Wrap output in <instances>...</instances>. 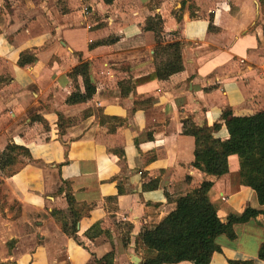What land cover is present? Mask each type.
I'll return each instance as SVG.
<instances>
[{"label": "crops", "instance_id": "0c3cea01", "mask_svg": "<svg viewBox=\"0 0 264 264\" xmlns=\"http://www.w3.org/2000/svg\"><path fill=\"white\" fill-rule=\"evenodd\" d=\"M57 1L0 0L12 6L0 24V155L27 149L20 168H0L23 208L15 218L0 212V264H142V231L204 181L224 223L264 211L241 184L237 155L227 174L209 176L193 167L195 138L183 134L186 118L224 126L225 111H264V0H194V15L187 0H63V12ZM156 15L162 38L147 29ZM175 42L183 71L136 84ZM23 57L34 62L21 66ZM85 80L93 96L68 104ZM217 136L229 137L225 127ZM234 231L216 238L210 264H264V216Z\"/></svg>", "mask_w": 264, "mask_h": 264}, {"label": "trees", "instance_id": "16d2710c", "mask_svg": "<svg viewBox=\"0 0 264 264\" xmlns=\"http://www.w3.org/2000/svg\"><path fill=\"white\" fill-rule=\"evenodd\" d=\"M115 0H103L111 5ZM183 3L181 11L185 8ZM194 0H191L189 10L191 15ZM180 20V18H178ZM147 29L160 35L163 21L159 15L147 21ZM165 52H171V58L161 64L154 73L136 80V84H146L154 80H165L183 71L181 44L171 43L164 47ZM33 60L22 58L21 66L33 63ZM79 72L76 68L73 74ZM86 93H73L67 100L68 104H79L89 100L95 89L85 80ZM232 112L225 111L222 115L225 125L197 126L192 118L183 120V134L195 138V162L193 167L203 173L222 177L229 172L228 158L237 155L240 161L241 184L253 189L261 205H264V111L245 118H231ZM225 127L229 137L223 140L217 134ZM16 151L27 152L19 146H8L0 155V168L5 171L7 163L13 161ZM213 182L204 181L200 187L194 189L176 201V208L154 229H145L140 235L142 246L146 249V256L142 264H210L212 256L220 252L221 248L215 243L220 235H226L234 240L236 233L234 225L247 223L264 216V211L248 209L242 216L232 215L224 223L218 215L217 209L210 200L209 193ZM68 200L73 202L69 195ZM76 221L73 223L75 230ZM64 231L71 234L65 227ZM91 236V233H88ZM109 256V255H108ZM106 258V257H105ZM259 259L264 260V243L260 249Z\"/></svg>", "mask_w": 264, "mask_h": 264}, {"label": "rangeland", "instance_id": "374dc122", "mask_svg": "<svg viewBox=\"0 0 264 264\" xmlns=\"http://www.w3.org/2000/svg\"><path fill=\"white\" fill-rule=\"evenodd\" d=\"M191 3V0H187ZM57 3L59 5H57L58 8H60V12H63V0H58ZM183 6V4H181ZM11 5H5L3 4V6H0V24H5L4 22V17L7 16L8 14L11 15ZM180 8V7H179ZM192 12L195 11L196 6H195V2H194V6L192 7ZM162 33V32H161ZM161 33L160 35L157 36L156 34V38L157 37H161ZM158 40V39H157ZM168 45V44H167ZM166 49L163 47L161 48V54L163 56H165L166 60H163L162 64H164L166 61H168V59L171 58V52L169 53L165 52ZM158 53V52H157ZM182 54V52H181ZM25 152L24 151H16L14 153V157L17 161H20L19 164H15L14 166L11 167H6L5 169V174H11L12 172H14L15 170H17L18 168H20L21 164L23 163L22 159L19 160L20 156H24ZM2 183H0V212L2 213L3 217H7V213L13 214L14 218L16 217L15 215H21L23 213V208L21 207V205L16 201V200H12L13 196L12 194L9 192L8 188L5 187L4 185H1ZM8 211V212H5Z\"/></svg>", "mask_w": 264, "mask_h": 264}, {"label": "water", "instance_id": "95a60500", "mask_svg": "<svg viewBox=\"0 0 264 264\" xmlns=\"http://www.w3.org/2000/svg\"><path fill=\"white\" fill-rule=\"evenodd\" d=\"M140 262H141V260H140L139 258L136 257V258L134 259V263H135V264H139Z\"/></svg>", "mask_w": 264, "mask_h": 264}]
</instances>
